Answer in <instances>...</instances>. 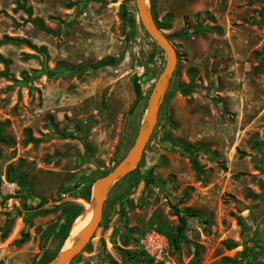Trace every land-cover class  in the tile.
Listing matches in <instances>:
<instances>
[{
  "label": "rangeland",
  "instance_id": "obj_1",
  "mask_svg": "<svg viewBox=\"0 0 264 264\" xmlns=\"http://www.w3.org/2000/svg\"><path fill=\"white\" fill-rule=\"evenodd\" d=\"M147 6L176 65L139 163L68 264H264V0ZM164 63L134 0H0V264L64 248L66 207L83 216L133 144Z\"/></svg>",
  "mask_w": 264,
  "mask_h": 264
},
{
  "label": "water",
  "instance_id": "obj_2",
  "mask_svg": "<svg viewBox=\"0 0 264 264\" xmlns=\"http://www.w3.org/2000/svg\"><path fill=\"white\" fill-rule=\"evenodd\" d=\"M134 2L142 27L165 54L164 67L154 81L146 102L145 114L140 122L133 144L113 166L111 171L93 185L92 196L89 201V204L92 206L90 218L80 229L75 242L69 247L63 248L49 264H68L91 239L102 217L103 204L107 193L114 184L137 166L142 157L145 145L155 126L157 112L168 80L176 65L175 48L152 20L147 0H134ZM69 236L70 233H68L66 239Z\"/></svg>",
  "mask_w": 264,
  "mask_h": 264
},
{
  "label": "trees",
  "instance_id": "obj_3",
  "mask_svg": "<svg viewBox=\"0 0 264 264\" xmlns=\"http://www.w3.org/2000/svg\"><path fill=\"white\" fill-rule=\"evenodd\" d=\"M5 140L0 137V142H4ZM7 178L8 179H17L19 182H24V178L20 173H17L15 170H13L11 167L7 168ZM16 173V174H15ZM90 185L88 186L87 190H86V194H84L82 197L86 200H89L90 197ZM82 211V207L78 206V205H70L67 206L65 209L66 212V220L63 223V225H61V228H64V238L68 235V232L70 230L71 224L73 223L74 219L76 217H78L79 213ZM185 213H187V211H183ZM176 213L178 214L179 217V225H178V232H181L184 229L185 226V219L184 216L179 214V212L176 211ZM27 237V233H22L21 238L19 239V243H22L25 241ZM232 245L228 244V247L230 248Z\"/></svg>",
  "mask_w": 264,
  "mask_h": 264
},
{
  "label": "bare ground",
  "instance_id": "obj_4",
  "mask_svg": "<svg viewBox=\"0 0 264 264\" xmlns=\"http://www.w3.org/2000/svg\"><path fill=\"white\" fill-rule=\"evenodd\" d=\"M85 207L87 208V210H89L92 213V206L90 204H85ZM87 210H86V212H85V214L83 216L78 217V218L76 217L77 219L75 218L76 219L75 220L76 226H75V228L73 230V235H70L68 237V240H67L66 244L64 245V248L69 247L70 245H72L75 242L76 236L79 233L80 229L87 223L88 219L91 216L90 212L87 211ZM72 226H71V229H72Z\"/></svg>",
  "mask_w": 264,
  "mask_h": 264
}]
</instances>
